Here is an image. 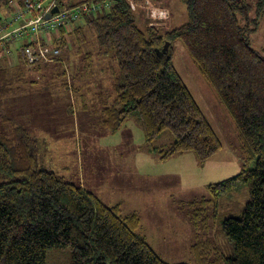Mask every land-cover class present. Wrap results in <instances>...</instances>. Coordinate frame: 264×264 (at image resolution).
Listing matches in <instances>:
<instances>
[{"label": "trees", "instance_id": "1", "mask_svg": "<svg viewBox=\"0 0 264 264\" xmlns=\"http://www.w3.org/2000/svg\"><path fill=\"white\" fill-rule=\"evenodd\" d=\"M17 1L24 5V0ZM0 2L9 7L7 14L12 13L10 0ZM181 2L188 20L162 33L155 20L163 18L152 17V8V23L146 29L139 27L130 0H56L59 9L52 16L83 3L94 8L81 11L82 23L70 29L44 16L48 28L40 25L34 32L28 27L21 35L1 42L0 121L5 128L0 132V264H46L51 248L69 249L72 264H171L137 232L139 214L122 215L118 204L107 205L94 192L42 167L27 140V130L5 108L8 99L22 97L28 70H42L53 61L65 62L63 46L71 39H91L101 46V52L116 48L115 100L102 108L101 124L106 130L121 128L128 118L135 117L150 150L158 151L161 159L191 151L204 164L222 148V142L174 65L172 43L182 41L234 120L246 163H254L207 185L215 202L239 182L250 185V200L242 215L222 221L234 246L227 262L264 264V55L252 46L248 33L259 27L264 0H256L254 17L248 0ZM47 4L42 2L41 7L45 9ZM153 7L165 9L168 14L164 19L168 18L167 8ZM16 26L13 22L8 29ZM31 36L34 44L37 39L42 45L59 48L60 55L28 66L20 49ZM13 54H17L15 58ZM86 57L93 59L92 53ZM165 130L172 132L173 143L168 149H158L153 141ZM209 200L204 197L186 203ZM190 216L196 218L194 213ZM192 251L199 263L214 262L210 240L196 242Z\"/></svg>", "mask_w": 264, "mask_h": 264}, {"label": "rangeland", "instance_id": "2", "mask_svg": "<svg viewBox=\"0 0 264 264\" xmlns=\"http://www.w3.org/2000/svg\"><path fill=\"white\" fill-rule=\"evenodd\" d=\"M130 1L142 29L152 23L153 6L169 10L168 18L155 20L162 33L188 20L181 0ZM248 2L253 5L250 16H257L256 0ZM7 10L9 7L0 2V23L8 17ZM248 33L252 46L264 55V14L258 29ZM172 47L176 69L222 142V148L204 164L191 151L161 159L158 151L150 150L135 117L128 118L114 131L102 126V108L115 100V74L119 66L115 47L101 52V46L91 39L69 40L63 46L65 62L53 61L42 70H28L22 97L8 99L5 108L27 130V140L42 167L94 192L107 205L118 204L122 215L139 214L141 224L137 232L163 260L171 264H201L192 246L208 239L210 259L214 261L211 264H228L234 246L222 221L242 215L250 200V185L239 182L236 188L220 195L217 202L207 185L254 163H246L234 120L200 74L182 41H174ZM17 53L19 57L20 52ZM87 53H92V60L86 57ZM14 54L13 58L17 55ZM4 128L0 121V132ZM173 140L172 132L165 130L153 144L165 150ZM204 197L210 200L186 203ZM192 213L196 214L194 220ZM46 264H72L69 249H49Z\"/></svg>", "mask_w": 264, "mask_h": 264}, {"label": "built area", "instance_id": "3", "mask_svg": "<svg viewBox=\"0 0 264 264\" xmlns=\"http://www.w3.org/2000/svg\"><path fill=\"white\" fill-rule=\"evenodd\" d=\"M48 1L46 8L41 7L42 2ZM24 5H21L17 0H10V5L13 7L12 13H8V17L0 23V44L8 40L9 38L16 37L22 34V30L30 28L32 31L37 32L40 25H45L46 20L44 16H47L52 8L56 5V0H24ZM93 5L89 3H83L80 7L68 9L62 11L55 16H52L53 20H56L60 24H64L67 29H70L74 24H78L79 13L81 11L88 12L93 9ZM168 12L160 7H152L151 16L157 18H165ZM13 22H17L18 26L13 29H8L9 25ZM48 28V25H45ZM49 35V33H48ZM35 38L31 36L30 41L27 44L21 46V54L28 66H32L40 61H51L60 55L59 48H51L48 45H42L37 41V44L33 42Z\"/></svg>", "mask_w": 264, "mask_h": 264}, {"label": "water", "instance_id": "4", "mask_svg": "<svg viewBox=\"0 0 264 264\" xmlns=\"http://www.w3.org/2000/svg\"><path fill=\"white\" fill-rule=\"evenodd\" d=\"M59 9L58 5L54 6L53 9L51 10V12L47 15V17H50L52 13L56 12ZM166 47L169 46V43L167 42Z\"/></svg>", "mask_w": 264, "mask_h": 264}, {"label": "crops", "instance_id": "5", "mask_svg": "<svg viewBox=\"0 0 264 264\" xmlns=\"http://www.w3.org/2000/svg\"><path fill=\"white\" fill-rule=\"evenodd\" d=\"M15 44H17V42H14ZM1 52H3V51H1Z\"/></svg>", "mask_w": 264, "mask_h": 264}]
</instances>
